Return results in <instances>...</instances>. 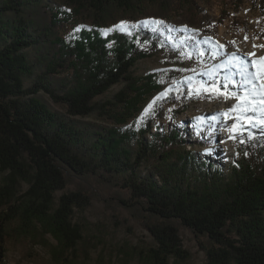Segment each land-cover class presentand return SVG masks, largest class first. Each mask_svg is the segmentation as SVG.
Masks as SVG:
<instances>
[{
	"label": "trees",
	"instance_id": "trees-1",
	"mask_svg": "<svg viewBox=\"0 0 264 264\" xmlns=\"http://www.w3.org/2000/svg\"><path fill=\"white\" fill-rule=\"evenodd\" d=\"M210 2L0 0V264L7 245L22 242L46 248L52 264H79L83 235L74 216L90 196L63 190L94 178L114 186L120 205L148 232L151 243L134 246L141 264L187 260L182 227L204 252L203 264H264V128L231 131L236 159L224 166L211 150L195 148L204 145L200 134L212 117L156 124L151 132L165 104L187 107L186 88L217 85L199 76L188 86L170 57L165 68L133 71L157 52L172 57L187 36L193 51L216 52L198 32L210 22ZM121 21L128 22L123 31L103 33ZM116 83L122 86L111 99L94 100ZM155 97V115L126 128ZM135 135L142 139L133 149Z\"/></svg>",
	"mask_w": 264,
	"mask_h": 264
},
{
	"label": "rangeland",
	"instance_id": "rangeland-1",
	"mask_svg": "<svg viewBox=\"0 0 264 264\" xmlns=\"http://www.w3.org/2000/svg\"><path fill=\"white\" fill-rule=\"evenodd\" d=\"M234 4H236L234 0H211L210 5L205 8L210 22L206 24V29L198 30V32L199 36L202 35V32L208 34L207 36L217 46L216 52H211L212 54L208 55L206 50L203 52L193 51L188 45L189 39L193 38L187 36L179 39L180 44L176 45L172 57L163 52H157L152 57L138 60L133 67L134 74L142 76L149 71L165 68V61L170 57L176 60L174 68L179 70L181 80L186 82L188 86L199 76L204 79V85H217L218 88L216 89L219 91H215L212 87L207 89L201 87L186 88L185 92L188 93L187 107L182 110L180 102L165 104L162 110L163 115L152 120L151 132L155 131L156 124H161L165 129L172 123L177 124L182 120L201 116L207 117V119L212 117L213 122L200 134V137L205 140L204 145L199 147L196 144L195 148L197 151L211 150L212 154H215L224 166L236 159L233 158L235 143L233 139L229 138L231 136L230 128L232 129L234 124L238 126V130L248 128L251 126L248 124L252 123L250 122L251 118L255 116L253 112H256V115H262V110H264L263 103L258 104V101L248 105L243 104L240 97L245 96L246 92L243 87L238 86L242 83V78L239 80L240 82L235 79H227L229 69L226 67L230 65L226 62L227 52L236 53L239 56H244L251 63V66L253 65L251 71L256 77L260 57H264V47H260V45H264V0H243L239 5ZM150 25L151 23H149ZM246 36L247 39H245ZM163 37L167 38L168 42L170 41L168 33L163 34ZM217 52L227 55L221 58ZM257 80L260 79L257 78ZM260 82L261 85H264V80H260ZM225 84L228 85V89L230 88L229 91L238 93V96L225 99V95L221 94L224 92ZM29 85L30 80L25 79L24 86L28 87ZM121 86L122 83L113 84L94 100L103 102L111 99ZM37 95L50 107L61 110L47 93L40 91ZM220 95L222 98H218ZM237 103H240L242 108L246 107L248 111L246 113L237 111L218 115L225 113L227 109ZM179 109L180 112L176 114ZM252 109L255 111H251ZM171 114L176 115L175 119ZM237 116H239L238 120L236 119ZM96 118V114H93L84 119L92 121ZM135 120H130L125 127L135 130L140 128L141 124L137 126L134 123ZM239 122H241V126ZM129 125L132 126L128 127ZM141 139L138 135L133 136L129 141L130 146L136 149ZM145 139H150L149 134L145 136ZM224 160L225 162H223ZM76 188L83 189L90 196L87 207L81 211L77 210L74 216V220L80 223L82 227L83 235L79 246V256L82 259L79 264H141L137 259L134 246L147 245L151 243V238L140 225L139 220L120 205L117 189L94 178L88 181L80 180L79 182L68 183L63 191ZM60 193L61 191H58L57 195ZM180 238L183 248L188 250L190 257L183 262H171V264H203L205 254L199 248L190 230L182 227ZM50 241L53 240L50 239ZM85 252L87 258H83ZM4 264H52V262L46 248L22 242L7 245Z\"/></svg>",
	"mask_w": 264,
	"mask_h": 264
},
{
	"label": "snow or ice",
	"instance_id": "snow-or-ice-1",
	"mask_svg": "<svg viewBox=\"0 0 264 264\" xmlns=\"http://www.w3.org/2000/svg\"><path fill=\"white\" fill-rule=\"evenodd\" d=\"M143 23H147V21H145ZM152 23L163 24L164 22L161 20H152ZM127 24H128L127 21H121L119 24L113 25L112 28L105 29L102 31L104 34H107V32H110L113 30L123 31ZM79 30H80L79 28L75 29V31H79ZM245 39H247V36L245 37ZM260 47H264V45H260ZM249 55H252V54H249ZM232 59L239 63V67H238L237 71H238V74L242 78V83H240L238 86L243 87L245 89V92H246L245 96L240 97V99L243 101V104L248 105L249 103H254L257 96L260 97L261 103H264V91H258V87L264 88V85L258 86L257 82H256L257 78H259L260 80H264V57H260V62L258 65V72H257V75L255 78H254L253 73H252L251 68H250V62L244 56H237L236 53H233ZM215 91H219V90L217 89ZM165 94L166 93H162L161 96H163ZM221 94L225 95V99H228V98H231L234 96H238V93L229 91L227 84L224 85V92ZM159 98L160 97L153 98V100L151 102H149L147 104V106L143 109L141 114L134 121V123L137 126H139L147 117H149L151 115H155V103H156V100ZM237 111L242 112V113H246L248 111V109L246 107L242 108L241 104L237 103V104L232 105L231 108L227 109L225 113H219L218 115H226L227 113H232V112H237ZM252 111H255V109H252ZM262 115H264V110H262ZM169 119H171V117H169ZM236 119L238 120L239 116H237ZM259 123L264 125V119H261L259 121ZM131 126L132 125H129L128 127H131ZM252 126L255 127L256 125L253 124ZM236 130H238V126L234 124L232 126V129H230V131L235 133ZM229 138L230 139H236V136H235V134H233ZM245 154H247V153H245Z\"/></svg>",
	"mask_w": 264,
	"mask_h": 264
},
{
	"label": "bare ground",
	"instance_id": "bare-ground-1",
	"mask_svg": "<svg viewBox=\"0 0 264 264\" xmlns=\"http://www.w3.org/2000/svg\"><path fill=\"white\" fill-rule=\"evenodd\" d=\"M206 52H208V55L210 54H212L211 53V51H206ZM228 53V55L227 54H224V53H222V52H217V55L218 56H220L221 58H224V56L226 57V55H227V58H226V62L227 63H230V65H228V66H226L228 69H229V71H228V73H229V76L227 77V79H235V80H238V82H240L239 80L241 79V76L238 74V71H237V69H238V67H239V63L237 62V61H235V60H233L232 59V52H227ZM222 54V55H221ZM224 54V55H223ZM237 56H239L238 54H237ZM224 61V60H223ZM226 63V64H227ZM250 68L251 69H253V65L251 66V63H250ZM254 73V72H253ZM253 76H254V74H253ZM240 77V78H239ZM254 78H255V76H254ZM260 81V80H259ZM259 81L258 80H256V82H257V85L258 86H260L261 85V82L259 83ZM222 88V87H221ZM230 89V88H229ZM212 90V89H211ZM210 90V91H211ZM214 90H217V89H214ZM245 90V89H244ZM258 91H263V88H259L258 87ZM217 93V92H216ZM220 93V92H219ZM222 98V95H220V96H218V98ZM255 101H258L257 103L258 104H262L261 103V100H260V97L259 96H257L256 97V100ZM263 106H264V103H263ZM262 107V106H261ZM252 111V110H251ZM253 113H255L254 115L255 116H253L252 118H251V120H250V122H252V123H249L248 125H253V123L254 124H258L259 123V121L261 120V119H264V115H256V112H253ZM216 126V125H215ZM256 126H259V127H263L264 128V125H262V124H258V125H256ZM217 127V126H216ZM223 128V127H222ZM231 129V128H230ZM230 134V133H229Z\"/></svg>",
	"mask_w": 264,
	"mask_h": 264
}]
</instances>
